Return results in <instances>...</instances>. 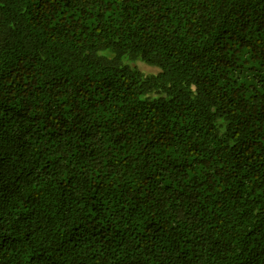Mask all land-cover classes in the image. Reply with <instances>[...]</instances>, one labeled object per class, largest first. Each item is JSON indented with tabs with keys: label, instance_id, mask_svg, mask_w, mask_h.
<instances>
[{
	"label": "trees",
	"instance_id": "1",
	"mask_svg": "<svg viewBox=\"0 0 264 264\" xmlns=\"http://www.w3.org/2000/svg\"><path fill=\"white\" fill-rule=\"evenodd\" d=\"M0 264H264V0H0Z\"/></svg>",
	"mask_w": 264,
	"mask_h": 264
},
{
	"label": "rangeland",
	"instance_id": "2",
	"mask_svg": "<svg viewBox=\"0 0 264 264\" xmlns=\"http://www.w3.org/2000/svg\"><path fill=\"white\" fill-rule=\"evenodd\" d=\"M143 66V65H142ZM144 67V66H143Z\"/></svg>",
	"mask_w": 264,
	"mask_h": 264
}]
</instances>
